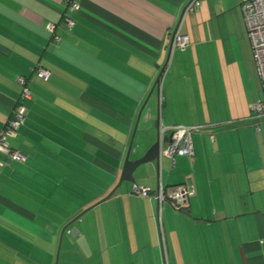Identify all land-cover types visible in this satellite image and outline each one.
Segmentation results:
<instances>
[{
    "label": "crops",
    "instance_id": "1",
    "mask_svg": "<svg viewBox=\"0 0 264 264\" xmlns=\"http://www.w3.org/2000/svg\"><path fill=\"white\" fill-rule=\"evenodd\" d=\"M69 1L0 0V126L20 90L15 77H31L25 119L9 138L26 157L0 172V264H49L56 251L63 264H264V112L250 111L237 70L243 0H199L192 11L190 0ZM176 25L189 42L170 49L161 88L149 92ZM35 62L47 78L30 74ZM144 100L131 158L159 123L202 124L192 155L133 171L152 190L188 184L181 206L125 180L100 200Z\"/></svg>",
    "mask_w": 264,
    "mask_h": 264
},
{
    "label": "built area",
    "instance_id": "2",
    "mask_svg": "<svg viewBox=\"0 0 264 264\" xmlns=\"http://www.w3.org/2000/svg\"><path fill=\"white\" fill-rule=\"evenodd\" d=\"M70 8H77L76 0L69 1ZM199 5V0H190L186 5V10H194ZM244 21L245 32L249 41L252 59L259 82L264 88V0H243L240 4ZM68 24L73 22L72 19H66ZM54 22L45 23V28L51 36L57 38L54 32ZM189 42L187 33L176 29L171 39V49H184ZM30 74H35L40 78H47L49 70L39 62H35L30 68ZM30 76L18 74L15 80L20 85L17 98L10 108V112L0 126V172L2 168L10 161L22 162L26 155L18 148L9 143V138L14 137L20 125L23 123L26 114L24 100L30 96L28 83ZM249 109L254 115H260L264 112V103L260 99L253 100L249 103ZM257 128V125H254ZM202 127V124H158L159 154L167 156L173 162L175 154L190 156L193 153L191 135L194 131ZM131 190L148 198H155L160 204L162 201H169L175 206H181L187 199L189 187L186 183L174 185H163L159 183L155 189H150L146 185L132 183Z\"/></svg>",
    "mask_w": 264,
    "mask_h": 264
},
{
    "label": "water",
    "instance_id": "3",
    "mask_svg": "<svg viewBox=\"0 0 264 264\" xmlns=\"http://www.w3.org/2000/svg\"><path fill=\"white\" fill-rule=\"evenodd\" d=\"M184 9V8H183ZM183 12V10H182ZM180 19V18H179ZM179 21V20H178ZM176 27L177 25L173 28L171 34H170V40H169V44H168V50H167V56H166V59L164 60V62L161 64L157 74L155 75L153 81H152V84H151V87H150V90L149 92H151V90L153 88H155L156 92L158 91L159 89V82H160V77H161V74L163 73L164 71V68L167 64V60H168V56H169V52H170V49H171V39H172V35L174 34L175 30H176ZM262 88V87H261ZM262 90L264 91V88H262ZM145 103V100L142 104V106L139 108L138 112H137V117L135 119V123L133 125V129H132V133H131V136H130V139H129V142H128V145H127V148H126V151H125V154H124V158H123V162H122V166H121V170H120V173H119V177L115 183V185L105 194V196H103L100 200H102L103 198L107 197L108 195H110L113 190L115 189V187H117L119 185V183L122 181V180H125V181H130V182H133L134 183V176H133V171L134 169L140 165L141 163H145V162H148V161H154L155 164L157 165L158 163V160H159V157H160V154H159V148H160V144H159V139H158V131L156 133V136H155V139L154 141L144 150V152L142 154H140L139 156L137 157H134V158H131L130 156V153H131V145H132V138H133V134H134V131H135V127H136V124H137V121H138V118L140 116V111L142 110V107ZM157 112V111H156ZM159 122V119L158 117L156 116L155 118V123L156 125L158 124ZM98 200V201H100ZM86 208H84L83 210H85ZM82 210V211H83ZM81 211V212H82ZM79 212L78 214H76L75 216H73V218H71L61 229V232L62 230L65 228V226L70 223L73 219L77 218V216L81 213ZM57 261V251H56V254H55V260H54V263L55 264Z\"/></svg>",
    "mask_w": 264,
    "mask_h": 264
},
{
    "label": "rangeland",
    "instance_id": "4",
    "mask_svg": "<svg viewBox=\"0 0 264 264\" xmlns=\"http://www.w3.org/2000/svg\"><path fill=\"white\" fill-rule=\"evenodd\" d=\"M244 39H245V44L243 46L242 54L244 55L242 57V60L240 61L239 68L237 69L238 71H243V76L241 77V85L243 86V91H244V99L245 101L247 100H256L260 99L264 103V91L261 88L259 78L256 73L254 61L252 59V54H251V49L249 45V41L246 35V32L244 33ZM163 81V77H160V82H159V87L161 88ZM174 111H179V109H174ZM185 111V110H182ZM145 163H141L137 167L143 166ZM59 251V250H58ZM35 256L37 254H34ZM41 256V255H40ZM58 259H60L59 263L57 264H63L61 261V254L57 255ZM55 258V252L54 256L50 254V260L49 264L54 263Z\"/></svg>",
    "mask_w": 264,
    "mask_h": 264
}]
</instances>
